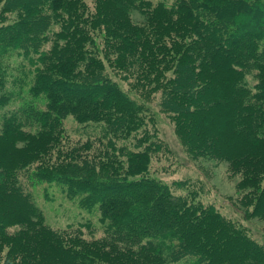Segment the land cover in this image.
<instances>
[{"label":"trees","instance_id":"trees-1","mask_svg":"<svg viewBox=\"0 0 264 264\" xmlns=\"http://www.w3.org/2000/svg\"><path fill=\"white\" fill-rule=\"evenodd\" d=\"M91 2L0 0V264H264L263 242L154 172L170 155L154 116L103 65L158 93L264 219V0ZM39 186L98 218L52 227Z\"/></svg>","mask_w":264,"mask_h":264},{"label":"rangeland","instance_id":"rangeland-1","mask_svg":"<svg viewBox=\"0 0 264 264\" xmlns=\"http://www.w3.org/2000/svg\"><path fill=\"white\" fill-rule=\"evenodd\" d=\"M86 1L93 6L91 0ZM97 41L107 48L106 52L109 53L108 60H113L112 48H115L116 43L111 42V48L104 39L103 33L99 34ZM85 47H87V43ZM86 50L88 49L85 48ZM103 65L105 72L118 83L123 92L130 99L143 103L142 107L146 109L147 113L151 117L154 116V123L161 139L170 150V155L154 163V172H160V176L169 185L175 181H187L189 183L188 187L197 193V200L213 204L227 218L244 229L252 239L264 244V219L250 216L251 209L248 211V206L246 207L243 204V194L246 191L238 189L236 184L238 178L231 176L223 164L203 158L195 159L187 152L186 147L175 133L173 123L159 110L158 97H156L158 93L150 98L143 95L141 86L137 83L134 85L132 80L126 79L122 72L118 69H113L110 62L105 60ZM70 123L71 119L64 121L66 136H69L74 142H83L84 137L80 134V130H76L75 127L70 128ZM41 187L43 186H39L35 190V195L40 203L38 205L45 212L46 221L52 227L65 226L75 222L78 217H83L87 220H96L98 218L95 212L91 215V213H84L86 211L75 209V205L63 198L59 191V186L48 187L45 202L43 198L44 190ZM186 190L189 192V189ZM244 202L246 204V199ZM58 203H61V206H58Z\"/></svg>","mask_w":264,"mask_h":264}]
</instances>
